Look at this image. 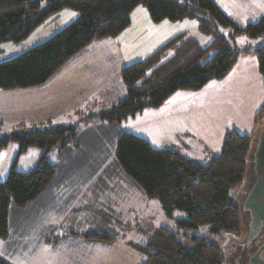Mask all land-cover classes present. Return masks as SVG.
Masks as SVG:
<instances>
[{
	"label": "trees",
	"instance_id": "1",
	"mask_svg": "<svg viewBox=\"0 0 264 264\" xmlns=\"http://www.w3.org/2000/svg\"><path fill=\"white\" fill-rule=\"evenodd\" d=\"M139 5L147 8L154 23L196 18L199 31L211 35L212 40L204 46L198 38L180 33L145 59L123 67L121 78L127 94L105 109L102 119L121 124L145 109L161 107L179 90L199 91L212 81L226 78L240 57L247 53L257 55L258 69L264 77V15L256 23L239 27L214 0H188L187 4L177 0H0V43L23 41L63 9L78 12L72 23L48 40L1 61L0 89L45 85L93 42L115 38L129 28L132 13ZM219 26L230 27L229 36L223 34ZM244 34L263 41L258 46L240 47L236 38ZM263 118L264 102L255 116V125H260ZM76 135L73 127L62 124L46 129L21 124L9 134L0 135V152L11 141L19 143V154L31 146L43 150L32 170H18L14 164L6 179L0 182L1 239L7 240L10 235L11 204L26 208L38 200L51 182L59 180L48 154L72 142ZM251 141L252 134L235 129L228 131L222 152L206 166L168 148H156L147 138L133 132H122L117 140L116 160L109 168L119 175L124 174L119 178L120 183L128 180L139 185L146 197L157 198L167 216L172 217L177 209L186 212L187 218L177 220L181 227L211 224L215 234L238 237L241 224L231 191L245 181ZM91 234H97L98 239L113 241L116 238L99 232L85 235ZM65 236L67 234L55 238ZM193 241L195 246L189 249L177 239L175 230L161 227L146 245L136 247L147 255L142 264H224L221 242L209 243L207 238L199 236ZM0 264L14 263L0 254Z\"/></svg>",
	"mask_w": 264,
	"mask_h": 264
},
{
	"label": "rangeland",
	"instance_id": "2",
	"mask_svg": "<svg viewBox=\"0 0 264 264\" xmlns=\"http://www.w3.org/2000/svg\"><path fill=\"white\" fill-rule=\"evenodd\" d=\"M177 1L181 4L188 3V0ZM261 2L264 0H246L245 6L248 11L253 9L254 13H259ZM230 11L237 20L230 18L239 27L256 23L264 15L253 14L252 20L247 21L244 20L245 16L251 13ZM77 17V11L63 9L23 41L0 43V62L16 57L48 40ZM132 21L137 24L136 28L146 24V41L142 46L129 49L124 57H119L117 53L108 54L105 60L100 62L102 65L109 59L105 64L109 69L107 72L100 74V71H94L97 76L87 79L81 77L76 83L75 79L78 78L73 76L76 70L72 59L68 64L71 69L65 71L67 65L57 77L45 85L12 91L0 89V135L9 134L17 129L20 123L42 129L58 124L73 127L77 135L69 142L71 145L67 148L56 147L48 154V161L55 164L59 180L99 182L100 177L113 183H109L114 187L110 190L114 193L113 199L117 198V193L124 196L115 202L119 203L116 205L118 212L111 213L114 219L112 221L110 218L109 223L113 222L110 225L99 223V217H108L96 215L97 212L90 214L92 221L96 219L97 232L114 235L116 238L113 241L98 239L97 234L93 235L96 236L95 240L79 235L74 236L77 238L75 239L71 236L72 232H65L62 228L46 232L48 226L55 224L58 214L69 207L66 203L54 209L47 204L43 205L42 209L47 213H42L36 203L26 208H16L12 203L9 214L10 235L7 240L0 238V254L14 264H142L147 255L136 245H146L161 227L175 230L177 239L189 249L195 246V236L205 237L209 243L221 242L223 249L231 237H236L213 233L211 224L198 228L181 227L177 220L187 218L186 212L177 209L172 217L167 216L157 198L146 197L139 185L128 180L120 183L119 178L124 174L119 175L109 166L116 160L117 140L123 130L147 138L156 147H168L175 153L196 159L206 166L214 156L222 152L228 131L235 129L240 133L252 134L253 138L257 128L254 119L264 102V77L258 69L257 55L247 53L244 59L241 58L244 56L242 55L240 63L224 80L214 81L199 91L179 90L161 107L145 109L121 124H112L102 119L101 115L105 109L114 105L113 99L119 95L121 86L124 87L121 75L117 74L120 66L145 59L180 33L186 32L189 36L198 38L204 46L212 40L211 35L199 31L196 18H187L183 22L167 21L164 24H155L143 5L133 11ZM219 29L227 36L231 32L230 27L219 26ZM262 41L261 38H250L245 34L236 38L240 47H247L249 44L258 46ZM83 65L84 63H78L76 68H82ZM243 66L247 70L245 74L241 69ZM241 76H244L243 81ZM258 78L262 80L259 82ZM62 79L70 82L65 84ZM95 79L97 83L89 81ZM35 100L40 101L42 105L31 104ZM56 101L61 105L54 104ZM19 147L18 142L11 141L0 152V182L6 179L14 164L18 170L23 171H30L38 164L43 151L41 148L31 146L19 154ZM69 165L73 168L69 169ZM245 181L237 188H242ZM126 191L130 193L125 200ZM106 207L109 208L107 205ZM112 208L115 209L114 206ZM91 231L87 232L97 233ZM61 234L69 236L64 239L55 238ZM241 235L242 230L236 238ZM46 239L50 241L46 242Z\"/></svg>",
	"mask_w": 264,
	"mask_h": 264
},
{
	"label": "crops",
	"instance_id": "3",
	"mask_svg": "<svg viewBox=\"0 0 264 264\" xmlns=\"http://www.w3.org/2000/svg\"><path fill=\"white\" fill-rule=\"evenodd\" d=\"M214 1L217 3V5L221 8V10L224 13H226L229 17L233 18L234 20H237V19L233 16V14L231 13L230 10L236 11V12L244 11L246 13H251L250 15L245 16L244 20H247V21L252 20L253 14H256V16H262L264 14V2L260 3L261 7L259 10V13H254L253 9H252V11L247 10V8L245 6L246 0H214ZM145 21H146V19H145ZM147 21H148V19H147ZM183 21H180V22H183ZM166 22L167 21H163L159 24H164ZM144 23H146V22H144ZM136 25L137 24H134V21H132L131 26L129 28H127L119 36H117L115 38H105V39L97 40V41L93 42L90 46H88L85 50H83L81 53H79L75 58H73L72 64H74V68L76 70V73H74L73 76H76V78H78V79H75L76 83L79 82L81 77H82L81 79H83V78L87 79V78L92 77L94 75L97 76L96 73H94V71H100V74L107 72L109 69L107 67H105V64H107L109 62V59L107 60L106 63H103L102 65H100V62L104 61L105 60L104 58L108 54L117 53L119 55V57H120V55L122 57H124L127 55V52L129 51V49H134L136 46H142L143 43L146 41V34H147L146 28H147V26L145 24L141 28H139V27L136 28ZM136 36H138V37H136ZM249 46H253V44H249ZM243 57H246V55L242 56L241 58H243ZM102 59H104V60H102ZM120 59L124 60V59H129V58H120ZM240 61L241 60L239 59V61L237 62L236 65H238L240 63ZM133 62L125 63L122 66H120L117 69V74L119 73L121 75V69L123 67L133 63ZM78 63H84L82 68H79V69L76 68V65ZM68 66L65 68V71H68L69 69H71V66H69V68H68ZM234 69H235V67L232 69V71L230 73H232L234 71ZM241 69L244 72L243 74L247 73V70L244 66H243V68L241 67ZM230 73H229V75H230ZM57 76H55V77H57ZM241 77H242L241 80L243 81L244 76H241ZM226 78H224V79H226ZM66 79H62L63 82H65V84L70 82L69 80L67 81ZM258 79H259V82L263 79V87H264V78H262V79L258 78ZM89 81H91V82L93 81V83L94 82L97 83L96 79L95 80H89ZM84 82H86V80ZM212 82H214V81H212ZM212 82H210V83H212ZM210 83L208 85H210ZM67 86H69V85H67ZM74 88L75 87H73V90H74ZM36 89L38 90V88H36ZM10 91H12V90H10ZM5 93H7V92H5ZM126 94L127 93H126L125 86L123 88L121 86V88L119 90V95H117L116 98L113 99V101H112L113 104H116L118 101L123 99L126 96ZM34 103H35V106L36 105H38V106L42 105L40 101L38 102V100H35V102H33L31 104H34ZM54 104L61 105V103L57 102V101ZM0 122H2V121H0ZM21 124H24V123H20L19 126ZM122 132H127V131L123 130ZM69 145H71V144L69 143V144L65 145L64 148H67ZM154 147H156V146H154ZM156 148H159V147H156ZM166 148H168V147H166ZM194 160H196V159H194ZM62 161H63V159H62ZM71 168H73V167L70 166L69 169H71ZM62 180L63 179H60V180L57 179V180L51 182L50 185L47 187V189L40 195L38 200L33 202V203H36V207H38L41 211H43L42 213H47L42 209L43 205H45V204H47L49 207H52L53 209L55 207L59 206L60 204L66 203L69 205V207L64 209L61 214H58V216L56 217V221H54L55 224L48 226L46 229V232H54V231H58V228H62V230L63 231L65 230V232H84L83 234L71 233V236H73V237L76 235H79L80 237L85 236L84 238H89V239L95 240L96 237L93 236L92 234H91L92 236H89V235L86 236L85 235L86 233H88L87 231H89V230H92L91 232H97V229L95 228L96 219H94V221H92L90 218V214L93 212L94 213L97 212L96 215H99V216L103 215V216L108 217L105 219H103L102 217H99V223L103 224L104 226L110 225L111 223H113V222L109 223L110 218L113 221V218L111 217V213L113 212L116 214V212H118L116 205L119 203H115V202L117 199H123L124 196H122V193H117V196H116L117 198L113 199L112 196L114 195V193H112L110 190L113 189L114 187H112L110 185V184L113 185V183L109 182V181H106V182L105 181H100V182L83 181L81 183L80 181H74V180L73 181L72 180L62 181ZM115 186L116 187H123L120 185L119 186L115 185ZM92 189H95V190L93 191ZM126 190H128V189H126ZM129 193H130L129 191L125 192V200L128 198ZM120 202L122 203V202H124V200L120 201ZM106 205L109 208H107ZM112 206H114L115 209L112 208ZM106 219L108 221H105ZM72 229H75V230H72ZM68 236L69 235H67V237L66 236L62 237V239L68 238ZM75 239H77V238H75ZM57 241L60 242L59 240H57Z\"/></svg>",
	"mask_w": 264,
	"mask_h": 264
},
{
	"label": "water",
	"instance_id": "4",
	"mask_svg": "<svg viewBox=\"0 0 264 264\" xmlns=\"http://www.w3.org/2000/svg\"><path fill=\"white\" fill-rule=\"evenodd\" d=\"M242 235L224 247V264H264V118L253 135L247 157L246 181L234 188Z\"/></svg>",
	"mask_w": 264,
	"mask_h": 264
},
{
	"label": "snow or ice",
	"instance_id": "5",
	"mask_svg": "<svg viewBox=\"0 0 264 264\" xmlns=\"http://www.w3.org/2000/svg\"><path fill=\"white\" fill-rule=\"evenodd\" d=\"M72 15H75V13H72Z\"/></svg>",
	"mask_w": 264,
	"mask_h": 264
}]
</instances>
